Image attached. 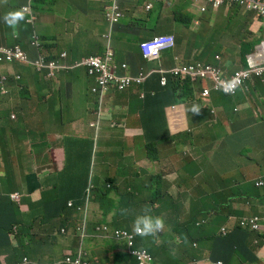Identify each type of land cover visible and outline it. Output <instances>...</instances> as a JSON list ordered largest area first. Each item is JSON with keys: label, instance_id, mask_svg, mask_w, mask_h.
I'll return each mask as SVG.
<instances>
[{"label": "clouds", "instance_id": "obj_1", "mask_svg": "<svg viewBox=\"0 0 264 264\" xmlns=\"http://www.w3.org/2000/svg\"><path fill=\"white\" fill-rule=\"evenodd\" d=\"M89 1L96 6L92 25L75 21V26H68L69 32L65 30L68 18L62 16L57 19L62 28L50 24L56 29L53 33L40 29V33L48 34L43 38L33 30L43 14L33 8L34 4L43 5L38 0L22 1L18 10L3 16L11 32L6 33L5 25H0V119L7 111L5 120L0 121V179L10 182L11 174H4L6 161H17L22 146L47 122L46 111L34 98L17 97L16 93H31L41 86L44 95L56 100L64 90L72 97L73 83H81L84 97L70 100L74 105L66 125L72 134L57 131L45 149V158L49 161L52 152L65 149L69 143L77 145L72 155L64 157L62 169L53 174L62 180L65 166L75 165L80 196L85 194L90 201L77 204L73 198L56 196L59 193L55 189L47 199L41 175L48 171L36 167L22 173L19 180L11 178L12 192L7 193L0 182V197L9 194L22 215L33 213L30 220L39 228L47 220L42 217V207L49 202L58 207L47 226L43 224L42 233L23 223L0 225V234L8 242L0 237V264H260L264 259L256 251L264 247V195L258 202L238 200L232 193L234 181L225 182L226 187L218 186L215 176L207 171L214 169L219 175L229 176L231 161L225 153L230 146L239 159L245 152L255 161H264V150L252 143L257 140L264 147V0ZM74 6L79 14H87L81 1ZM21 20L23 23L18 24ZM203 26L208 29L198 51L200 60L190 62L171 54L176 46L173 31L200 30ZM142 30L154 36L141 40L138 32ZM85 34L91 45L94 43L92 52L87 50L89 46L69 52L75 38H85ZM133 46L139 48L138 53L131 54ZM76 53L82 55L78 66L83 72L73 76L74 67L68 60ZM47 75L49 81L44 83ZM36 76L41 82L26 83ZM55 76L58 83L53 84ZM170 81L182 86L189 81L195 95L192 103H176L165 113L168 130L171 121L167 120L178 111L180 124L188 128L166 147L175 157H184L176 170L162 165V157L149 161L155 136L144 126L151 115L144 104L147 94L156 95ZM20 102L23 108L12 111V106L20 108ZM204 109L208 111L205 117L196 119L197 110L200 113ZM213 113L215 118L210 123ZM114 129H120L116 133L121 137L118 142L105 138L114 134ZM83 130L88 132L81 134ZM244 135L246 140L242 141ZM128 140L131 145L127 147ZM126 160L131 163L123 167ZM145 161L146 165L137 164ZM146 166L153 178L142 188L137 207L107 206L106 199L129 188L119 168L135 167L146 172ZM256 186L252 191L263 182ZM36 191L42 192L41 199L35 200L33 211H28L24 198L30 199ZM229 205L237 214L228 215L223 222L219 215ZM251 205V216L243 214ZM95 208L99 217L90 216ZM146 208L151 209L149 214ZM209 214L222 220L217 226L212 219L218 231L211 227L206 217ZM27 228L30 233L25 232ZM233 229L239 230L236 239ZM210 230L216 232V238ZM59 240L67 244L61 246ZM49 247L53 256L45 260L44 248ZM241 247L255 254L241 257Z\"/></svg>", "mask_w": 264, "mask_h": 264}, {"label": "trees", "instance_id": "obj_2", "mask_svg": "<svg viewBox=\"0 0 264 264\" xmlns=\"http://www.w3.org/2000/svg\"><path fill=\"white\" fill-rule=\"evenodd\" d=\"M3 0H0V4H2ZM6 1V0H5ZM37 1V0H34ZM43 1L45 2L46 0H38L39 3L43 4ZM33 8L37 11L42 13L43 12V18L46 19V16L48 13L44 12V8L41 5L34 4ZM9 12L11 11L10 9L8 10ZM23 20L19 21L18 24H22ZM16 26V25H15ZM53 26L55 28H62L63 24L59 23L58 20H55L53 23ZM14 27V26H11ZM33 28V27H32ZM40 29H42L44 32L50 31L53 33L54 29L48 24H44L41 19H39V22L35 28H33L34 31H36L37 35L39 37H47V33H40ZM29 36H31L32 32H28ZM140 35L141 40H147L149 38H152L154 34H148L145 30H142L141 32H138ZM91 39L88 37V34H85V38H83L82 35H79L75 38L73 43L70 45V51L72 52L75 48L80 47V46H89L87 47V50L92 52V49L94 47V43L91 45ZM66 50L69 49V46H64ZM131 54L133 53H138L139 48L137 46L131 47ZM82 60V55L80 53H76L74 56H72L69 60L68 63L74 67V73L73 76L83 72V68L79 67L78 64ZM71 75V73H67V76ZM41 78L39 76L30 78L26 83L28 85H31L36 82H41ZM24 82V81H23ZM23 82H20L21 84ZM20 85V84H19ZM190 85L189 81L185 82L182 86L180 85L179 82H171L168 84L167 87L164 89H161L160 92H158L156 95H152L150 93L147 94L146 100L144 102L145 106L147 109H150L149 111L151 112V109H156L158 108L157 112V122L159 123L157 130H159V134L153 138L152 141H154V146H153V154L150 156L149 161L154 162L155 160H160L162 155L164 156L166 152V147L169 143V141L174 139L178 133H180L182 130H187L188 128L180 124L179 117H180V111L174 112L171 114V120L168 119L167 121H171V130H168L166 127V120H165V113L167 111V107H171L175 105L176 103H182V102H193L195 95L191 94V90L188 87ZM74 86V91H73V96L70 97L67 91H62L61 95L56 99L53 100V98H49L46 95L43 94V89L41 86L36 88L34 92L27 93V94H17L15 96L21 97L25 96L26 98H34V100L40 105L42 111L50 112L53 111L56 116V120L62 124H67L68 123V118L70 119L71 117V112H72V107H73V101H81L82 98L84 97L85 93L83 92L84 90V85L81 83H73ZM122 100H125L124 96H121ZM70 100H73L70 102ZM19 103V102H16ZM66 105V107H65ZM23 106L21 105L20 108L18 106L13 107L12 106V111L16 112L19 109H22ZM195 109V106H193ZM196 116V119H202L205 117L206 113L208 112L206 109L202 110V112L199 113ZM211 118L209 120L210 123H213L214 118H215V113L210 114ZM56 121V122H57ZM46 125L42 131L39 132L38 135H35L29 139V141L22 146L20 149V157H21V162L19 161H6V169H4V174H11L12 178H14L18 173H24L26 170H30L29 168L32 165L40 164L42 159L45 158V149L49 145L51 141H53L56 136H57V130H54L52 127L55 122H50L47 123L45 122ZM253 145L255 148L263 151L264 147L262 142H259L257 140L252 141ZM228 151L225 153L226 157L230 159V165L231 167L228 169L230 173L227 175H219L218 172L214 169H209L207 171L208 175H213L215 176V179L218 183V186H223L225 182L229 181L232 182L234 181L235 184L232 186V193L233 195L238 197V200H243V201H248V202H253L259 201V198H261L264 195V161L263 160H257L255 161V157H250L248 156L245 152H241V155L244 156L246 161L251 162L250 164H244V166H241V161L243 162L244 160H241L236 156L237 153H235V150L233 149L232 146L227 148ZM165 151V152H164ZM74 153V149L72 146L66 147L65 149L61 150L59 152V155L64 158L69 155H72ZM146 160H148V156L146 157ZM177 158H174L173 162L176 163ZM162 162V160H160ZM175 167V164H173ZM74 166H69L66 165L65 169L63 171V179L65 182V186L67 188V185H71V189L69 190L74 202L77 204L83 203H88L90 200L85 199V194H83V197L80 196L82 192L81 188V183L79 182V175L78 173L74 170ZM139 170V169H138ZM123 171L122 168H119L118 172L122 174L121 172ZM146 172H148L147 166H146ZM145 173V170H143V174ZM142 174L138 173L135 174V178L141 177ZM151 179H149L147 173L146 176L142 182L141 186H131L129 184V188L122 191L121 193L117 194L114 197L108 198L105 200V203L109 207H114L115 205L119 206H127L131 204V207H137L136 202L139 199V196L141 194L142 188L146 187L149 185ZM259 181L263 182V186L259 187L256 191H252V186H254L256 183ZM0 182L3 187H5V191L7 193L13 191V186L10 178V182L8 181V178H1ZM74 191V193H72ZM250 197L246 199L247 197ZM25 199V198H24ZM246 199V200H245ZM251 199V200H250ZM245 202V203H248ZM49 206L48 210L49 211H54V214L45 221L44 227L47 226V222L51 220V218L58 212H56V207H52L49 204H46ZM9 207L10 210L14 211L15 209H18V205L16 203H13L12 200H10L9 194L2 195L0 197V208H6ZM254 208L252 205L245 209L246 213L248 216H251V210ZM43 212L44 207H42ZM230 214H237L236 210L233 208L232 205H229L225 212L219 217L224 221H226L228 215ZM213 215L209 214L206 215V217L209 220V223L211 227L218 231L219 227H216L213 224V220H216L217 218H212ZM213 219V220H212ZM263 219V227H264V216L262 217ZM23 229H20L22 231ZM8 233L10 230H7ZM211 234L216 238V232L213 230H210ZM239 233V230L233 229L232 234L234 238L236 239L237 235ZM31 236H36L35 234H30ZM57 238H61L59 234L56 235ZM264 244V241H263ZM264 248H261L260 251H262ZM18 249H14V253H17ZM264 259V258H263ZM122 260H124L122 258ZM264 264V260L260 263Z\"/></svg>", "mask_w": 264, "mask_h": 264}, {"label": "crops", "instance_id": "obj_3", "mask_svg": "<svg viewBox=\"0 0 264 264\" xmlns=\"http://www.w3.org/2000/svg\"><path fill=\"white\" fill-rule=\"evenodd\" d=\"M22 1H26V0H3L2 4H0V25H2L4 27L5 23L3 20V16L8 13L9 9L11 11L14 10H18L19 8V4ZM77 0H46L45 2L43 1V5L42 7L44 8V12L48 13L46 16V19L43 18L42 15V22L44 24H53L55 20H57L58 18L64 16V17H69L70 19H73L76 22H80V19L77 17L76 14H79L76 10V7L74 6V3H76ZM82 2L83 4V8L82 10H86L87 14H89L90 16H93V19L95 18V8L96 6L93 5V3L89 0H79ZM99 1V0H98ZM74 12L75 15H73L72 13L69 12ZM65 30L67 31H71L68 28V25L65 24ZM5 31L6 33L10 34V28H8L5 25ZM73 31V30H72ZM157 112H158V108L156 109H151V115L148 116L145 121H144V126L146 128V130L151 134V136H157L159 134V130H157L159 123L157 122ZM69 129L71 130V127L69 126ZM73 130H75V128H72ZM65 131H67V129L65 128ZM62 131V132H65ZM61 132V131H59ZM88 131H82V133H86ZM70 134H72V130L70 132H68ZM119 137L121 140V137L117 134L110 133L108 134L105 138L106 139H111L113 142H118L116 140V138ZM119 140V141H120ZM246 140V136H242V141ZM72 146V148L75 150H77L78 146L77 145H71V143H69L68 147ZM62 149H56V151L52 152V158L47 161L46 158H43L40 164H36V165H32L31 167H36L39 169H42V172L48 171V174H42L41 175V184L42 187L44 189V193H45V197L47 199H50V197L53 195L54 190L55 189L59 194H56V196H60V198L63 199H70L72 198V195L70 193V189L72 188L70 184L67 185V188L65 186V182L64 179H60L59 177L55 176V174L53 173H57L62 169L63 166V161L64 158H62L59 155V152ZM46 157V156H45ZM17 161L21 162V157L20 155L16 158ZM220 160V159H219ZM243 163V162H241ZM242 165V164H241ZM30 170L32 168H29ZM30 170H26L30 171ZM122 175H124L129 184L131 186H141L143 181H140V177L139 178H135L134 175L138 174V173H143L141 170H137L135 167H130L129 169H123V171L121 172ZM13 175V173H11V176ZM22 176V173H18L14 179L19 180ZM12 178V177H11ZM29 188L30 190H32L33 188V183L30 182L29 183ZM42 196V192L41 191H36L33 195V197H31L30 199L25 198V206L26 209L28 211H33L34 210V204H35V200L39 201L41 199ZM50 205V202L47 203ZM49 206L48 205H44V211L42 214V217L44 220L49 219L53 214L54 211H49L48 210ZM58 211V207L56 209V212ZM33 216L32 215L28 216V215H22V212L20 209H15L14 211L10 210L9 207L6 206V208H0V225H7L10 222L11 223H23L26 226H31L33 225L37 232L42 233V229L44 222L41 223V227H38L37 223H33L30 218ZM26 233H30L31 229L27 228L25 229ZM0 237L5 240L6 243H8L6 241V238L4 235L0 234ZM60 241V245L61 246H65L67 244L66 240H59ZM264 246V245H263ZM264 248V247H263ZM260 249V248H259ZM259 249L256 251V255H261L262 259L264 258V249L262 251H259ZM53 249L51 247L49 248H44V258L45 260H48L49 258H51L53 256L52 254ZM255 253L254 251H245L242 249L241 247V257H249V256H253Z\"/></svg>", "mask_w": 264, "mask_h": 264}, {"label": "rangeland", "instance_id": "obj_4", "mask_svg": "<svg viewBox=\"0 0 264 264\" xmlns=\"http://www.w3.org/2000/svg\"><path fill=\"white\" fill-rule=\"evenodd\" d=\"M69 13H72L73 15H75V13L73 11L69 12ZM76 15L82 21L81 22L82 25L88 26V25H92V23L94 22V21H92V18H91V16L89 14L80 13V14H76ZM60 17H61V15H60ZM67 25L69 27H73V26H75V21L71 20L68 17V24ZM169 29H171V28H169ZM207 29H208L207 26H203L200 30L190 28V31H187V32H181V31L175 32V31H173V33L175 34V39H176V41H175L176 46H175V48H174V50L172 51L171 54L180 56V57L184 58L186 61H190V62H195V61L200 60V58L198 56V51H199V49L202 46V42L207 39ZM249 37H250L249 35L245 36L246 39H249ZM67 39H68V37H67ZM212 49L219 50V51L221 50L217 46H212ZM52 78H53V84L54 83H58L57 76L52 77ZM48 81H49V78H48V75H47L43 79V82L44 83H48ZM51 85H49V86H51ZM20 104L22 105V102H20ZM113 108H114V106L109 109V113H108L109 116L112 115L110 112L112 111ZM251 109H252V112H254V113L257 111L255 109V106H252ZM6 115H7V111H3L1 113L2 118L0 119V121H4ZM44 119L47 122L56 121L55 113L54 112H46V113H44ZM52 128L54 130L61 131V132L65 131V128H66L67 131H65V133H68V132L71 131L67 125L61 124L60 122H55ZM119 130L120 129H114V136ZM200 138L201 137H198V139H200ZM116 140L119 141L120 138L117 137ZM130 145H131V141L128 140L126 146L128 147ZM249 153H251V152H249ZM175 155L176 154L174 152H171L170 150H166L164 156L162 155V165H164V166L166 165L168 169H171V168H174V170L178 169L179 166H180V162H182L184 157H182V156L181 157H175ZM174 158H177L176 163L173 162ZM241 160H244L243 163H242V166H244V164H247V163L250 164L251 163L249 161H246L244 158H240V161ZM129 163H131V160H126V162L124 163L123 167L125 165L129 164ZM146 163H147V161L138 162L137 164L138 165H146ZM173 164H175V167H172ZM146 173H147L149 179L153 178L152 171L148 170V172H145L144 174L141 173L142 176L140 177V181L144 180V178L146 176ZM224 187H226V184H224ZM252 188L255 189V188H258V187L255 184ZM261 208L264 209V207H261ZM146 209H147V214H149L151 212V209L150 208H146ZM221 210H223V208H221ZM242 213L243 214H247L246 211H242ZM90 216L91 217H99L100 214H99L98 210L95 208L90 213ZM36 221H37V219H36ZM214 223H215V225L218 226V225H220L222 223V220L217 218L214 221Z\"/></svg>", "mask_w": 264, "mask_h": 264}]
</instances>
